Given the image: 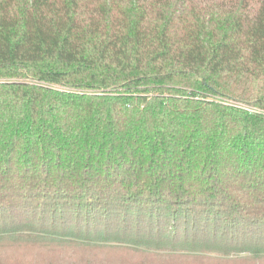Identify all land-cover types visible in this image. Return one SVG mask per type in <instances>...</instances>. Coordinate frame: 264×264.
<instances>
[{
    "label": "trees",
    "instance_id": "obj_1",
    "mask_svg": "<svg viewBox=\"0 0 264 264\" xmlns=\"http://www.w3.org/2000/svg\"><path fill=\"white\" fill-rule=\"evenodd\" d=\"M202 252L264 261V0H0V264Z\"/></svg>",
    "mask_w": 264,
    "mask_h": 264
},
{
    "label": "rangeland",
    "instance_id": "obj_2",
    "mask_svg": "<svg viewBox=\"0 0 264 264\" xmlns=\"http://www.w3.org/2000/svg\"><path fill=\"white\" fill-rule=\"evenodd\" d=\"M16 253L22 255L24 251H17ZM201 254L206 255L197 254L195 257H192V255H184L182 257L176 258L175 261H170L164 264H264V261L258 263L254 259H247V257L242 254L226 256L227 258L217 257V255H214L212 253L202 252ZM212 258H214V260ZM215 258H220L221 260H216Z\"/></svg>",
    "mask_w": 264,
    "mask_h": 264
}]
</instances>
